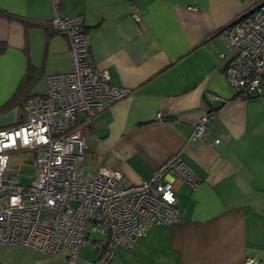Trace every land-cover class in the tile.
Returning <instances> with one entry per match:
<instances>
[{
    "label": "crops",
    "instance_id": "0c3cea01",
    "mask_svg": "<svg viewBox=\"0 0 264 264\" xmlns=\"http://www.w3.org/2000/svg\"><path fill=\"white\" fill-rule=\"evenodd\" d=\"M246 3L0 0V128L21 122L26 98L45 93L48 75L72 69L67 37L50 31L58 6L82 17L89 63L105 70L110 84L130 89L90 121L78 114L87 140L82 175L104 166L138 183L179 153L201 177L194 189L175 186L178 223L118 247L108 264H246L247 257L264 264V83L258 95L239 96L215 35ZM206 93L220 99L210 103ZM206 115V134L192 139ZM93 243H84L72 264H94L105 239ZM0 264L71 263L64 250L51 257L0 243Z\"/></svg>",
    "mask_w": 264,
    "mask_h": 264
},
{
    "label": "built area",
    "instance_id": "2783aa9c",
    "mask_svg": "<svg viewBox=\"0 0 264 264\" xmlns=\"http://www.w3.org/2000/svg\"><path fill=\"white\" fill-rule=\"evenodd\" d=\"M50 24L69 41L72 69L48 75L45 93L26 98L21 122L0 128V243L51 257L64 250L72 264L90 234H100L105 244L94 264H108L118 247H132L153 227L178 223L175 186L194 189L201 177L179 153L138 183L104 166L82 177L87 140L78 114L90 121L130 89L110 84L106 71L89 63L81 16L55 6ZM215 35L225 46L220 56L229 84L239 96L258 95L264 83V0H247ZM205 98L220 99L213 93ZM164 116L157 111L158 119ZM207 121V115L197 120L192 139L206 134ZM22 150L33 153L35 176L28 185L7 170L9 155ZM245 263L258 260L247 257Z\"/></svg>",
    "mask_w": 264,
    "mask_h": 264
},
{
    "label": "rangeland",
    "instance_id": "374dc122",
    "mask_svg": "<svg viewBox=\"0 0 264 264\" xmlns=\"http://www.w3.org/2000/svg\"><path fill=\"white\" fill-rule=\"evenodd\" d=\"M7 170L15 172L19 175L20 183L28 185L35 176V167L33 161V153L28 150H22L9 155L7 160ZM85 177V175H82ZM103 239L100 234H90L85 241V246H94V241Z\"/></svg>",
    "mask_w": 264,
    "mask_h": 264
},
{
    "label": "trees",
    "instance_id": "16d2710c",
    "mask_svg": "<svg viewBox=\"0 0 264 264\" xmlns=\"http://www.w3.org/2000/svg\"><path fill=\"white\" fill-rule=\"evenodd\" d=\"M24 23H25V25H27V26H30V25H33V24H34V23L31 22V21H30V22H29V21H26V22L24 21ZM50 31L56 33V32L54 31V29L52 28V26H51ZM3 47H4V43L0 42V51H1V49H3ZM23 85H24V80L21 81V83L19 84L17 90H19V89L21 90V88L23 87Z\"/></svg>",
    "mask_w": 264,
    "mask_h": 264
}]
</instances>
